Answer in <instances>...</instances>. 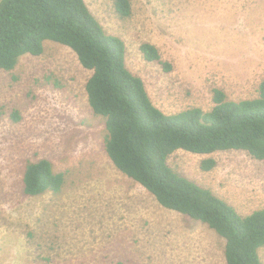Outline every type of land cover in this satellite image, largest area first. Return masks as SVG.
I'll return each mask as SVG.
<instances>
[{
    "label": "rangeland",
    "instance_id": "rangeland-1",
    "mask_svg": "<svg viewBox=\"0 0 264 264\" xmlns=\"http://www.w3.org/2000/svg\"><path fill=\"white\" fill-rule=\"evenodd\" d=\"M1 1V0H0ZM104 31L120 38L126 67L154 104L172 115L254 99L264 78V0H84ZM153 45L166 71L139 47ZM91 72L67 47L45 42L40 56L0 70V264H226L225 241L206 225L162 208L113 166L104 120L85 94ZM216 161L203 172V159ZM51 162L64 175L58 194L29 197L28 163ZM169 166L241 216L264 209V160L242 151L175 152ZM264 264V246L258 248Z\"/></svg>",
    "mask_w": 264,
    "mask_h": 264
},
{
    "label": "trees",
    "instance_id": "trees-1",
    "mask_svg": "<svg viewBox=\"0 0 264 264\" xmlns=\"http://www.w3.org/2000/svg\"><path fill=\"white\" fill-rule=\"evenodd\" d=\"M113 3L121 18L130 16L129 0ZM45 42L69 48L91 72L85 94L93 114L104 120L105 153L116 170L162 208L213 230L225 241L226 264H262L258 248L264 246V209L241 216L210 190L172 170L168 161L177 151L200 156L242 151L264 160V78L254 99L231 101L215 89L210 111L190 108L167 115L126 67L124 42L104 31L84 0L0 1V70H14L25 55L40 56ZM139 50L147 62L170 70L153 45L143 43ZM215 166L212 158L199 164L203 172ZM22 183L29 197L58 194L64 175L40 159L26 165Z\"/></svg>",
    "mask_w": 264,
    "mask_h": 264
}]
</instances>
